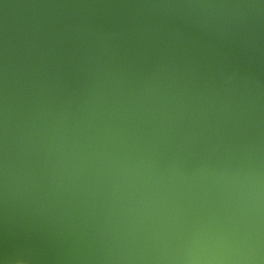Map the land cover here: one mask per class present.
<instances>
[{
  "label": "clouds",
  "instance_id": "obj_1",
  "mask_svg": "<svg viewBox=\"0 0 264 264\" xmlns=\"http://www.w3.org/2000/svg\"><path fill=\"white\" fill-rule=\"evenodd\" d=\"M0 264H264V0H0Z\"/></svg>",
  "mask_w": 264,
  "mask_h": 264
}]
</instances>
